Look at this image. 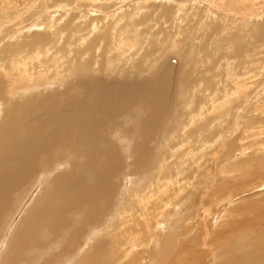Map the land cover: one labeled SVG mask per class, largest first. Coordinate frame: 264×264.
I'll list each match as a JSON object with an SVG mask.
<instances>
[{
  "label": "bare ground",
  "instance_id": "6f19581e",
  "mask_svg": "<svg viewBox=\"0 0 264 264\" xmlns=\"http://www.w3.org/2000/svg\"><path fill=\"white\" fill-rule=\"evenodd\" d=\"M52 1L58 4L70 0ZM74 1L76 7L72 8L73 12L63 9L60 15H57L59 10L39 13V8L44 12L49 6L44 0L31 6L40 20L30 26L18 25L22 30L28 28L22 33L23 39L10 37L8 27L10 23L23 19L26 12L15 4L0 8V32L4 33L0 35V120L6 115L0 126V219L10 204L8 202L13 200L14 192L17 194V191L28 187L22 204L16 208L17 216L9 220L6 233L9 239L3 238L6 243L2 244L0 253L8 250L10 244L12 246L5 256V264H50L53 259L60 258L64 260L61 264H87L91 263L88 257L92 253L93 264H111L108 257L112 251V264H264V242L256 241L250 234L252 230L250 233L244 229L241 232L237 230L240 218L248 217L255 210L264 212V159L254 163L260 166V182L241 192L258 191L263 196V201L258 200L254 211L246 206L240 210L234 206L239 198L235 199L237 194L231 189L220 194L225 197L217 195L215 200H211L219 208L222 206L223 212L214 213L211 207L205 206L206 214L199 222L204 225L202 237L190 233L181 239L179 231L183 223L186 229L198 224L192 215L194 205H185L191 200L183 188L185 175L192 164H202L204 150L207 152L218 147L212 154L214 159H219L222 150L233 139L221 133L216 143L202 140V133L210 123L207 121L208 111L218 117L216 126L231 124L233 120L236 127H245L246 123L257 124L251 129L246 128V133L249 135L255 131L257 137L264 135V93L258 91L250 96L256 76L250 75L248 70L238 72L237 68L241 67L236 68L230 56L224 63L223 60L219 62L221 46L210 53L200 50L197 43L202 44L203 37L197 36L198 29L191 24L193 22L191 25L183 22L202 12L203 19H199L205 32L217 30L215 38L219 42V39L231 36L229 28L233 18L240 16L242 26L249 24L248 17L251 16L264 20V0L261 8H250L245 13H234L233 10L237 11V7L243 4L256 6L258 0H166L154 4L150 0ZM116 1L120 7L110 10ZM4 2L9 3V0ZM172 14L175 19L169 22V27L181 29L178 31L181 37L169 38V33L160 40L163 46L157 47L159 44L153 41V28L159 21L158 16L168 18L170 15L173 17ZM136 18L139 22L148 20L144 26L147 30L141 29V32L136 27ZM234 19L232 23L236 21ZM253 22L256 23V19ZM182 23L187 27L182 29ZM258 24L254 27L253 23L249 28L256 32L258 39L259 36L264 38V22ZM159 25L157 23L156 26ZM245 29L243 31L247 32ZM149 36L151 40L147 41ZM185 40L196 47L188 50L189 54L179 47V42L182 44ZM154 49H158V53L162 50L163 54L172 52L181 59V66L183 64L189 70L178 72L172 65L170 72L167 62L164 66L161 64L162 68L156 73L165 55L153 58ZM250 57V54L245 56L244 69L250 66ZM127 68L139 76L134 80L126 79L131 72ZM153 71H156L155 76L146 77V73ZM225 74L228 76L226 82L223 81ZM78 77L81 80L76 85ZM174 82L180 89L175 93L172 91ZM16 84L20 86L18 89H14ZM6 85L7 94H3ZM78 87L82 90V99L76 92L70 94L73 88ZM55 89H63L60 93L64 98L69 96V107L58 104L53 97ZM46 90L48 93L44 94ZM39 93L41 97L36 103ZM199 97H204L201 104L195 100ZM256 97L258 102L252 105ZM209 99L212 104L208 108ZM241 101H245V106ZM86 104L101 113L104 122L115 129V134L97 135L103 120L94 121ZM135 104L142 105L143 110L141 114H134V118L140 121L139 125L133 123L130 115L129 122L124 120V111ZM250 105L253 109L245 111ZM39 110L44 115H35ZM161 127L164 133L156 146L159 149L156 153L157 171L145 179L134 178L133 175L140 171L135 165L145 167L151 161L152 152L148 144ZM71 130L75 133L69 134ZM195 135L200 137V142L193 137ZM244 140L243 137L239 152L233 154L235 148L223 151L228 161L220 172L223 180L229 179L234 172L245 173L247 164L244 169L235 163L236 168H227L248 154L250 146L245 145ZM261 140L257 147L260 155L264 153V139ZM196 142L201 149L193 148ZM71 143L84 160L78 164L74 160L73 171H69L71 168L65 170L70 166V160L63 158V153L57 150L61 144L68 146ZM117 148H121L123 155ZM216 151H219V156ZM43 158V165H38L37 160ZM123 162L126 163L125 169H122ZM129 164L135 165L131 167ZM120 172L122 184H119V191L114 179ZM236 174L233 175L234 180L240 177ZM215 177H211L213 186ZM32 203L36 206L30 205ZM29 205L34 207L31 215L19 232L14 233ZM74 214H77L75 218ZM210 218L212 224L208 225ZM142 230L144 234L140 232ZM145 236L152 238L153 243L145 246ZM234 236V245L229 250L225 249L228 250L227 255L222 254L223 243ZM80 237L84 238L82 243L79 242ZM183 239L186 242H182ZM57 240L60 246L44 260L46 256L42 250L53 242L57 244ZM186 245L193 246L194 249H189L195 250L199 256L192 258L193 251L188 254L190 250L183 248Z\"/></svg>",
  "mask_w": 264,
  "mask_h": 264
},
{
  "label": "rangeland",
  "instance_id": "374dc122",
  "mask_svg": "<svg viewBox=\"0 0 264 264\" xmlns=\"http://www.w3.org/2000/svg\"><path fill=\"white\" fill-rule=\"evenodd\" d=\"M4 1L5 0H0V8L3 7V6H6L7 4L8 5H14L15 4V5L18 6L19 9H22L23 12H26L24 14V18L23 19L17 20L15 22L10 23V25L8 27V28H10V30L8 32L10 37L11 36L12 37L19 36V39H23V36L24 35L22 33L26 32L28 30V28H26L25 30H22L21 27L18 26V25L30 26V25H34L35 22H37V21L40 20L39 16L37 14L34 15V11L31 10V6L34 7L35 5H37L39 3L40 0H9V3L8 2H4ZM44 1H46V3L49 6L44 10V12H43V8H39V13H43L44 14L45 12L50 13V12L59 10L60 12H58L57 15H60V13L62 12L63 9H67V10H69V12H73L72 8L76 7V2L74 0H70L69 2L58 3V4L55 3V2H53L52 0H44ZM162 1H166V0H150V3L154 4V2L157 3V2H162ZM228 1H230V0H228ZM262 1L263 0H258L256 2V6L254 5L255 7L254 6L253 7L252 6H246L244 4L243 5H240L239 7H237L238 10L237 11L233 10V12L236 13V12L240 11L242 13H245V11L247 9H250V8H252V9H259L262 6ZM60 4H63V5L66 4V6L63 7ZM115 4H116V6H114ZM115 4L111 6L112 8H110V10H115L118 7H120V3L119 2L117 3V1H116ZM230 4H231V2H230ZM127 6H124V9H126ZM89 7H92V6H89ZM159 10H161V9H159ZM119 12H121V10ZM261 13H263V12L261 11ZM173 14H172L173 17H171V15L169 16L170 18L169 17L168 18H166V17L164 18V17H159L158 16V20L159 21H157V23L160 24L159 26H156L157 23L155 22V19H154V22L152 21L153 22V27H154V25L156 23L155 27L153 28V30H154V33H153V41L156 43V45L159 44L157 47L163 46L162 45L163 43L160 40L161 39H164L166 37V35H168L169 33H171V35L169 34V36H168L169 38H172L173 37V39H177V38L180 39V37H181L180 36L181 34L178 35V31L181 30V29L176 30L175 28L171 29V27H169L170 26V23H172L173 19H175V16ZM202 15H203L202 12L197 13L196 16L193 19L187 18L183 22V23H186V25L187 24L188 25H191L192 24L193 26L195 25V28L198 29V30H196V34H198L197 36L203 37L202 44H199V42L197 43L199 45V47H200V50L206 51V52L210 53L217 46H221L222 47V50L219 53V56H221L219 62H222V60H223L222 63H224L225 62V58L227 56H230V59H231V61H233V63L236 66V68L239 67V66L241 67V68H237V71L238 72L243 73L245 70H248V72H249L250 75L256 76L255 77V80L253 81L251 90H250L251 92L253 91L252 92L253 94H250V96L255 95L258 91H260L261 94L264 93V38H262L261 36L258 35L259 36V39H258V37L256 35V32H253L249 28L251 24L254 23L253 26L255 27L256 24L259 23V21H261L260 23H262V22H264V20L262 18L261 19L258 18V17H255L254 18L253 16H251V17H248L249 20H250L249 24L247 26H245V25L242 26L243 22H242V19L240 18V16L237 17L238 19H234L232 17L234 20H236L235 21L236 24H235V22L232 23L233 19H231V27L229 28V32L231 33V36H229L228 39H224V40L219 39V42H217L216 41V38H215V34L217 33V30L213 29V30H209L208 32H205L206 31L205 30V27L201 23L202 20L199 19V18H202L203 19V17H201ZM171 18H172V20H171ZM254 19H256V23L253 22ZM190 20H192V21H190ZM135 21L136 22L138 21L137 23L139 25L136 24V27L138 26L137 28H139L140 31H141V29L143 31L147 30L146 28H144V26H145V24H147L145 22H147L148 20L145 21V22H139V18H136ZM178 22H180V20ZM190 22H193V23L190 24ZM148 23H150V20H149ZM165 23H167V24L169 23V24L166 25ZM183 23H182V25H183L182 26V29L185 28V27H187ZM260 23L258 25H260ZM201 26H203L204 29ZM240 28L242 29V31L240 30ZM244 29L247 30V32L243 31ZM35 31H37V29L34 30V32ZM165 31L167 33H163ZM205 33L207 34L206 36L204 35ZM3 34L4 33L0 32V35H3ZM21 34H22V36H21ZM146 34L147 33L143 34V37ZM148 38L149 39L147 41L151 40L150 36ZM156 41L157 42L159 41V42L157 43ZM188 41L189 40H185V41L182 42V44H181V42H179L180 43L179 45H181L179 47H182V49L185 50V52L189 54V51L195 50L196 47H192L189 44ZM167 42L168 41H166V44L168 45L169 42L168 43ZM147 43H149V42H147ZM150 47H152V46H150ZM150 47H149V49H150ZM231 48H233V51H230ZM163 53H165V52H163L162 50L158 53V49H154L153 50L152 57L153 58H157V57H159ZM247 54L248 55L249 54L251 55V57H250L251 58V63H250V66L249 67H246V69H244L242 67V63H243L244 58H245V56ZM163 55H165V56H163L161 62H159L160 65L157 68V70L155 69L157 72L156 71H153L154 73L155 72L158 73V71L162 68V66H164L167 62L169 64V70L168 71H170V72H172V65H173V68L174 67L176 68L174 70L175 71H178V72L184 71L185 69H188L189 70V68L188 67L186 68L185 65L182 64V66H181V62H179V61H181V59L177 55L173 54L172 52H168L167 51V53L166 54H163ZM213 58H217V57L215 55H213ZM184 61H186V60H184ZM188 63H190V62H188ZM161 64H162V66H161ZM127 70L129 72L130 71L131 72H130V75H127L128 77H126V79H129L130 80V78H131V80H134V79H136L137 76H139V74H137V73L135 75L132 74L134 70H130L128 68H127ZM153 72L151 73L152 75L150 74V72H149V74L146 73V77L147 76L148 77L155 76L156 73L154 74ZM122 76H124V75H122ZM143 76L144 75H142V77ZM76 80H77V83H76V85H77L79 83L78 81L81 80V78L78 77ZM227 80H228V76L226 74L223 75V81L226 82ZM19 87L20 86L16 84L15 87H14V89H18ZM177 87L178 86H177L176 82H174V88H172V91L174 93H175V90H180V89H178L179 87L178 88ZM78 89H79V87H78ZM78 89L73 88V90L70 91V94L73 95L76 92L75 94L76 95L78 94L79 99H82L83 98V96H81L82 90L81 89L78 90ZM62 90L63 89H61V90L60 89H55V91L52 90V91H54V94H53L54 96L53 97L55 98L56 101H58V104L59 105L62 104L63 106L69 107L70 106V103H69V101H67L68 100L67 98L69 96L68 97L66 96L64 98V96H62L61 93H60V91H62ZM196 90L197 89H195L193 91L194 94H195ZM7 91H8V86L6 85L4 87L2 93L3 94H7ZM46 93H48V90L44 91V94H46ZM40 97H41V93L38 94L37 101H35L36 103L38 102V99ZM257 99H258V97H256L255 99H253L255 101L252 102L251 104L252 105H256V104H253V103H257L258 102ZM195 100L196 101L198 100V104H201V102L204 101V97H199L198 99H195ZM262 100H263L262 102L264 103V99H262ZM60 101H61V103H60ZM86 101H88V100H86ZM196 104H197V102H196ZM211 104H212V100H210V99L207 100V107L208 108H209V106H211ZM241 104H242V106H245V101L244 102L241 101ZM85 106H86V108H90L89 110L88 109H86V110H88V112L91 114V117L93 118L94 121L97 120V121L101 122L103 120V123H102L100 129L97 130V132H98L97 135L98 136L101 135V136L105 137V135L110 136L111 133L115 134V131H114L115 129L112 128V127L110 128V126L107 123L104 122L105 120L102 118V115H101L100 112H97L94 108H91L92 106L90 104H88V105L86 104ZM141 107H142V105L140 106L139 104H135V105L129 107L128 109H126L124 111V113H125L124 114V116H125L124 117V120L126 122H129L130 120H128V117L130 115L134 119L133 120L134 121L133 123L137 122V124L139 125L140 121L139 120L137 121L136 120L137 118H134V114L135 115L141 114L143 112V110H142ZM240 109H237V110L240 111ZM252 109H253V107L250 105V107H247L245 109V111H249V110H252ZM168 112H170V111L168 110ZM35 115L41 116V115H44V112L41 111V110H39V111L36 112ZM235 115H236V110L234 111V116ZM252 115H254V112H253ZM4 116H6V115H4ZM207 116H208L207 121H210V123L208 124L209 127L207 126V129L204 130V132L202 133L203 134L202 140H207V141H209L211 143H214V142L216 143L217 140L219 139V135L221 133H223V134L226 133L227 135H229L231 137L230 140L232 138L233 139L231 141L232 143L229 144V146L227 148H225L224 150L226 152H228L231 148L232 149L235 148L232 151L233 154H234L235 152H239V149H240V147L242 145L241 139L244 137L245 138V140H244L245 142H243V143L245 145L250 146V148L248 149V154L245 155V156H243V157H241V158H239L237 161L233 162V164H230V166L228 165L227 168H229V167L230 168H236L234 166V163L235 164H238L240 167H243V169H244V167H246V164L248 166L246 167L245 173H243V174L242 173L241 174H236L238 172H234V174H236V176L237 175H240V177L238 179L234 180L233 179V175L234 174H231L232 176L230 175L229 176L230 177L229 179L227 178V180H223L222 179V176L223 175L220 172L223 170V168L226 166V164H228L227 156L223 152L224 150H222V153L220 152L221 153V158L219 157V159H216V158L214 159L215 156L212 154L218 147H213V148L209 149V151H207V152H205V150L203 151V154H204L205 158L202 159L203 160L202 161V164L201 165H196V164H192L191 165V169L185 175L186 180H185V184L183 186V188H185V194H188L189 196H191V200L187 204H185V205H188V206L191 205V204L194 205V211H193V214L192 215L195 216V220L197 221L198 224L190 226V229L189 228L186 229V225H185V223H183L182 224V227L179 229V231L181 233V239H182V237L185 238L186 235L187 234H190V233H192L193 236L202 237V233H203L202 232V228L204 227V225L199 224V222H201L202 219L204 218V215L206 214L205 210L207 208L211 207L213 209L214 213L223 212L222 206L219 208L218 206H216L215 204H213V202L211 201V200H215V196H217V195H218V197H221V198L222 197H225L226 195L225 196H221L220 194L226 193V192H228V191H230L232 189L233 190V193L237 194V196L235 197V199H238L239 198L238 201H236L237 203L234 205L236 207H239L238 208L239 210H240L241 207L242 208L249 207V209H251V211H254L253 208L258 207V204H257L258 203V200L260 201V199H261L263 201V196L260 195L258 191H251L249 193H241L243 190L246 189V187H248V186L252 187V185H254L255 183H257L258 181L260 182V175H261V172L259 170L260 166H259L258 163H256V164H254V163L258 159H264V156H263L264 153L262 152L261 155H260V152L257 151L258 143L260 141H263V140H261V138L264 139V135L261 136V137H257V135H255L256 134L255 131L254 132H250L249 135L245 131L246 128L249 127L251 129V127L253 125L254 126H257V124H249V123H246L247 126H245V127L244 126H237L236 127L234 125V120H233L232 121L233 123H231V124L227 123V124H224L223 126H220L219 127V125L216 126L217 121H219L218 117H215L211 113V111L210 112L208 111V115ZM3 117L0 120V126L3 123ZM171 118H173L172 115H171ZM214 119H216V120H214ZM211 123H212V125H211ZM125 126H126V124H125ZM127 127L129 128L130 125H128ZM106 128H107V130H106ZM155 132L156 131H154L152 133V135H154ZM74 133H75V130H71L69 132V134H74ZM163 133H164V130H163V127H161L156 132V135H154V137L152 136L153 138L151 137V140H150V143L148 144V146H149V149H151L152 158H151V161L149 162L148 165H146L145 167H143L142 165H138V164H136V165L135 164H129L131 167L133 165H135V168H139L140 169V171L138 173H136V174L133 175L134 178L141 177V178L145 179V178H148L151 174H153V173H155L157 171V168H155V166L158 163V158H157V154L156 153L159 151V149L156 146H158V141L162 139V134ZM193 137L196 138L198 142L201 141L200 140V137L198 138V135L197 136L195 135ZM112 140H113V138H112ZM114 141H115V139H114ZM198 142H196L195 144H193V148L195 150H197L198 148L201 149V147H199L200 144ZM154 144H155V146H154ZM60 146H61V148L58 147L59 149H57L56 147H54L53 149L59 150L60 153H63V158L64 157L65 158L67 157L70 160V162H69L70 166L67 169H65V170H69L71 168L69 171H71V170L73 171L75 169V163L74 162H76L77 164H78V162H80V163H83L84 162V160L79 156L78 150L76 149V146L74 144L71 143V145H68V146H64L63 144H61ZM69 146H71V147H69ZM69 148H71V149L69 151H67ZM254 148H256V149H254ZM62 149L65 150L64 151L65 153L62 151ZM117 149H118L119 154L120 155H123V152H121L122 150H120L121 148H117ZM52 152H53V150H52ZM71 152H73V153H71ZM232 152H231V154H232ZM216 153H218V156L220 155L219 154V151H216ZM74 160H76V161H74ZM122 160L124 161L125 158L122 157ZM132 160L133 159H130V161H132ZM44 162H45V159L43 158V159H39V161L37 160L36 163L38 165H40V164L43 165ZM125 162L128 164L127 161H125ZM125 162H123L121 164L122 165V169L123 168L125 169V167H126L125 166L126 165ZM160 163H162V160H160ZM254 165H255V167H253ZM72 167H73V169H72ZM126 170L128 171L129 169H126ZM213 175H216V177H215V185L214 186L212 184L213 182H212V178H211V177H213ZM116 178L114 179V181L117 180L116 181L117 183L115 182V185L118 188V190L120 191L119 184L120 185L122 184V173L121 172H120V174L118 173L116 175ZM124 178H126V177H124ZM262 180H263V178H262ZM211 186H212V188H211ZM199 187H202V188H199ZM27 188L28 187L22 188L24 191L21 189V192L19 190V192L17 191V194H16V191H15L14 192L15 194H13V196H14L13 200H11L10 202H8V203H10L9 206H7L6 210H4V212L2 213L3 215H2V217L0 219V249H1L2 244L3 243H6L7 239H9L8 237H6V233H7V229H8V225H9V220H11V219H13V218H15L17 216V214H18L17 209L22 204V199L24 198V192L27 191ZM211 189H212V191H211ZM118 190H116V191L118 192ZM18 195L20 197H18ZM239 200H242V201H239ZM211 203L213 204V206L210 205ZM30 205H33L34 207L36 206L33 203L30 204ZM201 205H202V208H201ZM29 206H28L26 212L22 215V217H20L21 220L18 223L17 228L15 229V232L14 233L19 232V230L22 228L24 222L28 218V215L29 214L31 215L34 207L33 206H30L29 207ZM29 208H31V209H29ZM30 211H31V213H30ZM111 211L113 213V210H111ZM76 216H77V214H74L73 215L74 218ZM210 224H212L211 218H210V220H208V225H210ZM253 226H255V227H253ZM243 229L246 230L249 233L252 230L253 233H250V234H253V236L256 238L255 240L256 241L258 240V241L264 242V212L260 213V212H258V210H255V212L253 214L249 215L248 217L243 216L242 218H240V220L237 222V230L241 232ZM88 230H89V228L87 229V231ZM140 232H142L144 234L145 231L142 230ZM142 233H139V235L141 236ZM253 236H252V238L254 239ZM3 238L6 239V241L3 240ZM80 238H79V240H80L79 242L82 243L84 241L83 240L84 238L83 237H80ZM145 239H146V242L143 243L144 245L145 244H147V245L149 244L150 245V244L153 243L152 238H149V236H145ZM235 240H236V237L234 236V237H231L229 240H227L228 242L226 241L225 242L226 244L223 243V246L225 245L226 247L224 246V248L222 250V254L227 255L228 250L234 245V244L232 245V242L234 243ZM184 241L186 242L185 239H183L182 242H184ZM79 242H77V243H79ZM58 243H59V241L57 240V244L53 242L51 244V246L48 245V248L47 249L42 250V252L45 253L44 255L46 256L44 258V260L45 259H48V258H50L52 256V252L51 251H54L55 248H57V247L60 246V245H58ZM188 246H190V247H188ZM183 248H186V250H190V251H188V254H192V251H193L192 258H193V256L194 257L195 256H199L198 253L196 254L195 250H191V249H194L193 246L186 245V247H183ZM189 248H191V249H189ZM226 248L228 250H225ZM5 249H6V247H5ZM11 250H12V246L10 244L8 250L1 251V253H0V264H2L3 262H4L3 264H5V262H6V261H4L5 260V256ZM40 254L41 253H38V255H40ZM112 255H113V251L110 253V256L108 257V259L110 260V263L111 264H112V260H113L112 259ZM90 257L92 259H90ZM172 257H174V256L171 255V258ZM88 260L91 261V263L88 262L89 264H93L92 261L94 260V253L90 254V256L88 257ZM59 262H60V264H61V262H64L63 258L53 259L50 264H59ZM84 264H86V263H84Z\"/></svg>",
  "mask_w": 264,
  "mask_h": 264
}]
</instances>
